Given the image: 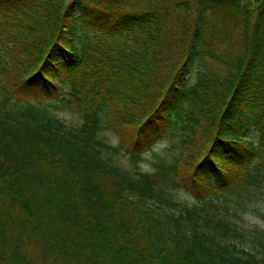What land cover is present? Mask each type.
Segmentation results:
<instances>
[{"label":"trees","instance_id":"16d2710c","mask_svg":"<svg viewBox=\"0 0 264 264\" xmlns=\"http://www.w3.org/2000/svg\"><path fill=\"white\" fill-rule=\"evenodd\" d=\"M165 136L178 156L141 170ZM247 212L264 222V0H0V264H264Z\"/></svg>","mask_w":264,"mask_h":264},{"label":"rangeland","instance_id":"374dc122","mask_svg":"<svg viewBox=\"0 0 264 264\" xmlns=\"http://www.w3.org/2000/svg\"><path fill=\"white\" fill-rule=\"evenodd\" d=\"M245 1V0H242ZM5 2H10L13 4L15 0H5ZM7 33H5L4 37L6 38ZM211 68L213 64L211 61L206 62ZM199 61H197L194 64V74L199 70V66L202 68L206 67ZM214 65V64H213ZM216 66V65H214ZM65 88H68L65 86ZM48 105L50 106V109L55 113L56 116H59L62 118L66 124L69 127H77L81 123V115L79 112L74 111V110H69L65 108H61L59 105L55 103L48 102ZM103 136L107 139V141L112 144V145H117L119 143V138L117 137L116 133L113 131H105L102 133ZM182 141L180 137L175 136V137H163L152 149V151L146 153L143 155L144 160L139 162L138 167H140L141 170H152L154 166V162L159 160L160 158H165V159H173L178 156L180 152ZM114 158L120 163L121 166L127 167V168H132V160L129 155L125 154L123 151L120 153L116 154ZM262 211V210H261ZM259 213V212H257ZM241 217L243 219V224H247L249 226L250 224L253 223H260L264 226V222L259 218L258 214L252 213V212H247V213H241ZM247 222V223H246Z\"/></svg>","mask_w":264,"mask_h":264}]
</instances>
